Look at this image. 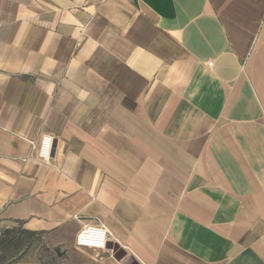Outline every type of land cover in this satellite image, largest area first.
Returning a JSON list of instances; mask_svg holds the SVG:
<instances>
[{
    "label": "crops",
    "instance_id": "obj_1",
    "mask_svg": "<svg viewBox=\"0 0 264 264\" xmlns=\"http://www.w3.org/2000/svg\"><path fill=\"white\" fill-rule=\"evenodd\" d=\"M263 224L264 0H0V236L264 264Z\"/></svg>",
    "mask_w": 264,
    "mask_h": 264
},
{
    "label": "rangeland",
    "instance_id": "obj_2",
    "mask_svg": "<svg viewBox=\"0 0 264 264\" xmlns=\"http://www.w3.org/2000/svg\"><path fill=\"white\" fill-rule=\"evenodd\" d=\"M14 231L10 236L2 237L0 259L3 261H17L26 259L37 261L41 264H78V254L71 247V241L67 237L69 228L63 230L61 240H55L49 236L26 235L22 234L19 229ZM62 242L58 247H54L55 242Z\"/></svg>",
    "mask_w": 264,
    "mask_h": 264
},
{
    "label": "built area",
    "instance_id": "obj_3",
    "mask_svg": "<svg viewBox=\"0 0 264 264\" xmlns=\"http://www.w3.org/2000/svg\"><path fill=\"white\" fill-rule=\"evenodd\" d=\"M98 3L111 2L113 0H95ZM34 146V144H33ZM52 150V139L48 136H44L38 147V157L43 162H47L50 159ZM264 239V224H263V234ZM109 239L108 234L102 227H92L84 226L76 236V246L78 248H94L103 249L107 244Z\"/></svg>",
    "mask_w": 264,
    "mask_h": 264
},
{
    "label": "trees",
    "instance_id": "obj_4",
    "mask_svg": "<svg viewBox=\"0 0 264 264\" xmlns=\"http://www.w3.org/2000/svg\"><path fill=\"white\" fill-rule=\"evenodd\" d=\"M14 233V231L13 230H6V231H4L2 234H1V236H0V248H1V245L3 244V242H5V241H2L1 239H2V237H4V236H6V237H8V236H10L11 234H13ZM22 234H26V235H30V236H34V235H36V234H33V233H27V232H21ZM1 250V249H0ZM0 255H1V251H0Z\"/></svg>",
    "mask_w": 264,
    "mask_h": 264
}]
</instances>
